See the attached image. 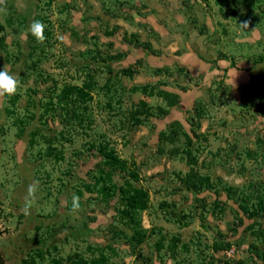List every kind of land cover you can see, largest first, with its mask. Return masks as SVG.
Segmentation results:
<instances>
[{"label": "rangeland", "instance_id": "374dc122", "mask_svg": "<svg viewBox=\"0 0 264 264\" xmlns=\"http://www.w3.org/2000/svg\"><path fill=\"white\" fill-rule=\"evenodd\" d=\"M0 24L21 85L0 97V264H264V0H6ZM126 182L148 194L132 219Z\"/></svg>", "mask_w": 264, "mask_h": 264}, {"label": "trees", "instance_id": "16d2710c", "mask_svg": "<svg viewBox=\"0 0 264 264\" xmlns=\"http://www.w3.org/2000/svg\"><path fill=\"white\" fill-rule=\"evenodd\" d=\"M217 2L221 3L223 0H216ZM233 1H238V0H233ZM2 25L0 24V30L2 29ZM3 36H0V44L3 43ZM90 84H88L87 86L89 87ZM74 92L75 94H77V98L85 101V100H89L90 99V95L89 92L84 88V87H79V86H65L64 88H62V91L58 94V102L59 103H65L67 105V102H69V97L70 94ZM142 105H145V102H142ZM74 114H77L76 112H74ZM52 147L50 146L49 149H51ZM98 151L99 154L101 156V158L103 159V163L108 166L110 169H114V168H120L123 169L125 168V162L122 158H120L117 153L115 152V150L113 148H109L107 144H99L98 147ZM49 152V150H48ZM192 157V156H191ZM112 174V170H108L106 172V175L100 176L97 181H101V182H105V179L108 180L111 177ZM131 175L133 177H135V173L131 172ZM189 180L187 181L189 187L192 188H197V187H201V185H203V183H207V185L209 184V176L207 175H199L197 174V172L193 171L191 169V171L187 174ZM211 184H209L210 186ZM101 189L103 190L104 193H107L106 191V187L105 184L102 185ZM119 193L121 198L124 200V205L126 206V208L123 211L124 216H129L132 219V215H131V211H134L136 209L139 208H144L147 204L148 201V194L145 191L144 188H142L141 186H134L132 185L130 182H126V184L121 185L118 187ZM229 190L232 191L231 189H228V193ZM229 195V194H228ZM257 197L256 202L254 205V207L250 210V214L251 215H259V216H263L264 217V184H263V191L262 193H257L255 195ZM242 197V196H241ZM245 198H243L244 200ZM244 202L247 204L246 200H244ZM244 204V203H243ZM242 207L245 210H248V208H246V204L243 205ZM259 224V223H258ZM260 228H258L256 231H254V234L257 237H262L264 239V223L263 224H259ZM250 229V228H249ZM135 236L138 237V240H141V236L143 235L142 232L139 230L135 231ZM231 244L230 242H225V241H218L214 244V249H216L217 251H219L220 249L224 250L225 248L229 247Z\"/></svg>", "mask_w": 264, "mask_h": 264}, {"label": "clouds", "instance_id": "9594fccd", "mask_svg": "<svg viewBox=\"0 0 264 264\" xmlns=\"http://www.w3.org/2000/svg\"><path fill=\"white\" fill-rule=\"evenodd\" d=\"M0 12H6V0H0ZM241 28H246L247 22L240 23ZM46 25L40 20H33L29 26L28 31L36 39L38 43H43L46 40L45 36ZM20 81L19 79L12 74L6 66L3 70H0V97L3 96H13L18 93L20 90ZM39 191V182L33 181L27 187L25 203L21 209L22 213L25 216L31 215V209L33 206V201L36 199L37 192ZM80 197L73 195L72 205L70 212L75 214L80 211Z\"/></svg>", "mask_w": 264, "mask_h": 264}]
</instances>
